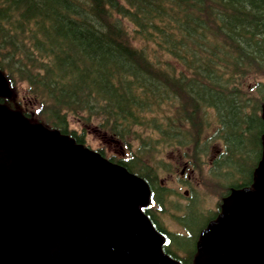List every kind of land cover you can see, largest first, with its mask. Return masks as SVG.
<instances>
[{
	"label": "trees",
	"instance_id": "16d2710c",
	"mask_svg": "<svg viewBox=\"0 0 264 264\" xmlns=\"http://www.w3.org/2000/svg\"><path fill=\"white\" fill-rule=\"evenodd\" d=\"M0 73L12 89L24 83L36 103L26 115L16 112L79 144L70 116L98 120L124 144L144 126L169 147L197 146L211 110L210 141L220 152L209 179L222 196L253 184L263 153L264 0H0ZM165 104L175 114L161 119ZM148 173L150 200L162 207L167 193ZM184 230H163V250L193 264L198 234ZM175 238L191 241V252L173 246Z\"/></svg>",
	"mask_w": 264,
	"mask_h": 264
},
{
	"label": "water",
	"instance_id": "95a60500",
	"mask_svg": "<svg viewBox=\"0 0 264 264\" xmlns=\"http://www.w3.org/2000/svg\"><path fill=\"white\" fill-rule=\"evenodd\" d=\"M255 173L202 234L197 264H264V150ZM147 196L123 167L0 110V264H178L139 209Z\"/></svg>",
	"mask_w": 264,
	"mask_h": 264
},
{
	"label": "rangeland",
	"instance_id": "374dc122",
	"mask_svg": "<svg viewBox=\"0 0 264 264\" xmlns=\"http://www.w3.org/2000/svg\"><path fill=\"white\" fill-rule=\"evenodd\" d=\"M124 23L133 37L132 39L136 40L132 32V27L126 21H124ZM133 45L138 46L140 44L133 41ZM253 82L251 78H247L243 83V88L249 91ZM2 85L3 83L0 79V89ZM13 89L12 95L15 96H9V98H7V104L14 105L17 111L25 113L33 111L36 107V103L31 98L32 96L26 85L24 83H16L13 85ZM172 114H175L174 107L170 104H165L162 105L157 112V117L162 119ZM81 118L82 117L70 116L68 118V129L75 131L77 134H82L84 144L90 149L99 150L106 157H112L113 155L115 159L122 157L124 151L121 144L115 142L108 133L98 126V120L85 122ZM205 121H207V125L198 139L200 142L199 147L204 146V140L213 139V134L217 126L216 117L211 110L207 111ZM179 125L178 122L172 123V126ZM99 129H101L102 132H100ZM147 137H151L152 143L146 139ZM175 142L176 139H173L172 143ZM127 143L130 144L129 147L133 151L138 149L141 144L146 143L148 146L147 152L145 150H136L135 154L139 152L138 163L142 164L145 169L150 167L154 170L157 183L162 182L169 189V195L164 203L163 211L160 212L158 217V222L165 227L166 230L182 232V227L173 214L176 210V206L181 208L185 207L186 201L183 197L181 198L180 195L183 196V192L186 189L190 195L199 196L200 207L203 211L214 210L217 205L220 204L221 196L218 191L214 190L212 187L213 182L206 176L208 174V164L205 163L207 159L211 158L216 148L219 146L218 140L210 142L207 147L206 155L202 157L199 165L196 166L194 170L192 169L193 173L190 172V160H193L197 155L194 149L195 146L174 150L173 147H169L162 140H159L158 135L153 133L151 128L146 129L144 126H142V128L137 127L133 129L131 139ZM186 162H189L190 169L187 166L185 167ZM146 174L148 175L149 173L146 171ZM181 222L183 226L188 227L194 232L204 224L205 220L198 214L196 198L193 200L191 206L185 208L184 214L181 217ZM191 243V241L186 243V241L181 238L173 239V246L182 247L188 250V252L192 250L190 246Z\"/></svg>",
	"mask_w": 264,
	"mask_h": 264
},
{
	"label": "flooded vegetation",
	"instance_id": "af4514ba",
	"mask_svg": "<svg viewBox=\"0 0 264 264\" xmlns=\"http://www.w3.org/2000/svg\"><path fill=\"white\" fill-rule=\"evenodd\" d=\"M186 166L189 167V162H186L185 167H186ZM190 172H193V171L190 170ZM185 195H188L187 192H185ZM185 197H187V196H185Z\"/></svg>",
	"mask_w": 264,
	"mask_h": 264
},
{
	"label": "bare ground",
	"instance_id": "6f19581e",
	"mask_svg": "<svg viewBox=\"0 0 264 264\" xmlns=\"http://www.w3.org/2000/svg\"><path fill=\"white\" fill-rule=\"evenodd\" d=\"M91 145V144H90Z\"/></svg>",
	"mask_w": 264,
	"mask_h": 264
}]
</instances>
